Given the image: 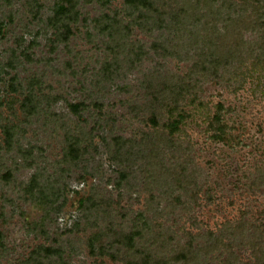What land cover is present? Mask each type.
<instances>
[{
  "label": "rangeland",
  "instance_id": "374dc122",
  "mask_svg": "<svg viewBox=\"0 0 264 264\" xmlns=\"http://www.w3.org/2000/svg\"><path fill=\"white\" fill-rule=\"evenodd\" d=\"M151 2L0 0V264L257 263L264 0Z\"/></svg>",
  "mask_w": 264,
  "mask_h": 264
},
{
  "label": "trees",
  "instance_id": "16d2710c",
  "mask_svg": "<svg viewBox=\"0 0 264 264\" xmlns=\"http://www.w3.org/2000/svg\"><path fill=\"white\" fill-rule=\"evenodd\" d=\"M130 3L132 4V3H136V4H138V5H141V6H145V5H147V6H149V5H151V0H130ZM62 10H64V9H60V11H62ZM62 13H64V11H62ZM260 19H262L261 17H259V18H257V19H254V20H257V21H260ZM254 22V21H253ZM239 44L241 45V42L240 41H238L237 39H236V42H235V46H234V51H233V53H235L236 52V48H240V46H239ZM231 49V48H230ZM230 49H229V51L228 52H230ZM238 51V50H237ZM232 54V53H231ZM230 54V55H231ZM256 54V53H255ZM228 56V58H231L232 56H234V55H232V56ZM252 55L254 56V54L252 53ZM214 55L211 53V57H213ZM227 58V59H228ZM214 59V58H213ZM219 59L221 60V59H224V57L223 58H221V57H219ZM261 59L263 60V61H261ZM214 61H215V59H214ZM261 63H263V65L261 66V68H260V70H264V36L263 37H261L260 39H259V42H258V50H257V54L254 56V59L252 60V62H251V64H252V68H256V69H259V67H260V65H261ZM204 70V69H203ZM259 70V71H260ZM261 72V71H260ZM190 84H188V85H185V86H182L181 88L179 87V93H182V92H185V91H187V87L189 86ZM186 87V89H184ZM189 92L190 93H192V86H190V89H189ZM76 107V106H75ZM172 108H173V110H172V112H177V118H175L171 123H169L168 125H167V129H168V134H169V136L172 138V137H174V135H175V133L178 131V128H179V124H181L182 123V114H181V109H179V108H177L176 106H172ZM181 114V115H180ZM218 118V117H217ZM217 118L215 117V120H217ZM154 119V118H153ZM153 121V124L154 125H157V122L155 121V120H152ZM218 130H219V132L220 133H222L223 132V130H222V128L219 126L218 127ZM82 203H84L82 200L80 201V203H79V205H82ZM239 228V227H238ZM236 230V229H235ZM255 232H256V239H253L255 242H257L255 245H258V253H257V255H255V259L257 260V263L256 264H264V261L262 262H259V260H260V258L262 257V250H263V247H264V226H263V224H258V226L257 227H255ZM131 238H129V240H130ZM132 240V239H131ZM130 240V241H131ZM253 241V242H254ZM255 247V246H254ZM51 251L49 250V249H47V250H45V256H49V254H51L50 253ZM40 264V263H39Z\"/></svg>",
  "mask_w": 264,
  "mask_h": 264
}]
</instances>
